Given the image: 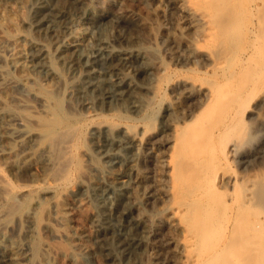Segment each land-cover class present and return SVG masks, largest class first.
I'll list each match as a JSON object with an SVG mask.
<instances>
[{"label": "bare ground", "instance_id": "6f19581e", "mask_svg": "<svg viewBox=\"0 0 264 264\" xmlns=\"http://www.w3.org/2000/svg\"><path fill=\"white\" fill-rule=\"evenodd\" d=\"M60 1L62 7L57 13L67 19L71 18L73 8L79 9L93 25H101L105 19L114 22L122 19L119 14L97 9L90 0ZM179 2L181 10H185V0ZM248 2L221 3L228 7L230 4L229 9L233 10L229 18V12H225L227 19L223 22L217 6L214 11L211 7L207 9V43L215 46L210 52L212 61L207 73L216 78L215 88L207 89V106L221 100H226L229 106L211 130L210 151L207 153L204 147L193 155L195 177L193 172L191 175L184 172L190 175L185 181L183 169L180 172L177 189L180 194L177 192L179 198L172 210L182 227L188 228L186 246L202 248L189 254L190 264H264V10L255 4L258 10L253 12L247 9L249 4L245 5ZM30 3L31 0H0V47L11 49L8 54L0 53V59L11 69H4L5 65L0 69L4 74L0 85V163L16 176L30 179L15 185L0 169V249L5 261L61 264L60 260L65 259L69 264H85L93 251L87 240L93 239L92 233L103 230L106 223L98 211L101 215L96 212L88 217L93 232L76 225L74 213L79 205L73 197L79 191L88 192L93 198L98 192L99 196L104 195L102 200L98 197L103 202L101 207L116 213L121 220H128L120 236L139 250L144 227L129 216L135 163L121 154L125 148L137 151L138 131L129 124L114 126L104 121L79 128L67 120L75 110L72 96H87L89 86L99 90L100 82L105 86L103 101L124 102L126 94L136 87L133 75L123 70V66L140 65L151 75L146 66L149 56L142 48L114 47L107 28H103L102 38L95 44L90 43L87 28L60 36L57 26L46 24L48 11L42 4L34 18L36 24L31 21L40 32L36 31L37 36L53 38L51 48L44 38H35V32L30 33L29 14L25 12ZM210 3L207 4L211 6ZM193 14L205 16L199 10ZM25 25L29 30L22 29ZM80 61L88 65V72L67 80L62 67L70 68ZM95 62L106 63L114 76L109 75L111 71L99 73L91 66ZM38 71L43 73L42 77H37ZM89 76L102 78L86 82L84 79H90ZM223 84H231L234 91L219 90L218 86ZM20 89L38 100L39 115L25 112L31 103L19 93ZM31 120L37 121V126L31 125ZM216 136L222 137L218 146L213 142ZM90 145L100 148L103 161ZM219 151L236 164V175L207 165ZM117 163L124 168L116 173L112 169ZM218 182L220 189L215 187ZM11 224L17 225V236L10 233ZM112 231L97 240L113 254ZM47 234L60 240H50Z\"/></svg>", "mask_w": 264, "mask_h": 264}, {"label": "rangeland", "instance_id": "374dc122", "mask_svg": "<svg viewBox=\"0 0 264 264\" xmlns=\"http://www.w3.org/2000/svg\"><path fill=\"white\" fill-rule=\"evenodd\" d=\"M90 1L97 9H103L116 15L119 14L122 19L119 22L105 19L101 25H93L77 8H73L70 19L57 13L62 7L60 0H31L32 5L30 3V6L25 8V12L29 14L30 24L28 25L30 27L25 25L26 28H22L23 30L30 29L31 35L35 32L33 35L35 38L40 36H37L40 32L37 31V26L34 24H36V15L39 13L38 8L43 4L46 13L48 11L46 24L57 26V29L60 30L59 33H61L60 36H63V34L66 36L73 31L87 28L90 34V36L88 34V39L90 43L92 42L91 44L93 42L95 44L102 38L101 34L107 28V36H109L111 45L127 49L142 48L149 56L146 66L151 75L144 72V67L140 65L123 66L125 68H122L123 70L129 71L133 75L136 87L135 91L126 94L124 102L120 103L119 101L114 104L107 103V100L103 101L101 98L105 96L103 95L105 94L103 92L105 86L103 87L104 84L101 82L100 91L98 88L93 87L94 89H92V86H89L87 96L75 94L72 96L74 101L71 99L75 110L68 115L67 122L73 127L80 128L83 124L104 121L109 124L112 123L114 126L120 123L129 124L139 133L137 151L134 153L133 150L127 148L121 151L124 159H134L135 163L132 172L134 185L130 194L132 207L129 210V216L139 220V224L144 227L143 237L138 247L139 250H136L129 239L120 236L128 224V220H121L116 213H110L108 209L101 207L103 202L101 201V203L99 198L101 196L104 198V195L99 196L98 192L97 197L94 196L95 199L88 196L90 195L88 192L87 194L84 193L85 191H79L73 197L79 205V209L74 213L76 225L87 230V232H93L90 229L92 226L88 217L91 214L100 212L101 217H105V225L107 226L103 225L101 228L103 230L93 232L92 234L95 233V237L93 236V239L91 237L89 238L91 240H87L93 251L90 258L86 259L85 264H190L189 254L195 253L201 247L196 246V248L190 249L186 246L188 228L184 229L182 227L181 221L173 213L172 205L179 198L180 190L177 189L180 186V174H183L182 177L185 178V181L189 172L190 175L192 172V175H195V169L193 171L192 167V164L194 165L193 155L198 154V151L203 150L204 147H207V153L210 151L209 136L211 130L220 121L223 111H226L229 106L226 100H221L216 105L207 106V89L215 88L216 84V78L212 73H207V66L212 61L210 52L215 47L214 43H207V9L211 10L212 8L213 10V7L216 9L218 7L221 11L217 10L220 13L217 14L223 16L219 17L223 22L227 19V16L228 18L229 15L230 17L233 16L231 12L233 10L229 9L230 4L228 7V5L225 6L221 3H231V0H185V10H181L179 0ZM247 1H249L245 3L247 6L249 4L248 7L246 6L247 9L250 8L249 10L253 9V12H257V6L260 4L261 9L264 10V0ZM210 2H216L217 4L220 2V5L212 3L213 6ZM207 3H210L211 6ZM255 4L258 5L255 6ZM220 6L222 7L219 8ZM246 7L244 8L246 9ZM195 10H199V13L204 12L205 16L201 14L196 16L193 14ZM227 11L229 13L226 16L225 12ZM31 20L34 21V24ZM48 36L46 38L41 35L39 39L44 38L43 41L53 48L54 40L51 36ZM10 50L8 46L0 47V53L4 55L10 53ZM33 50L31 49V54L34 53ZM105 64L95 62L91 66L95 67L94 69L98 72L100 71L99 73L108 74L111 69L110 66L108 67ZM4 65L0 59V69ZM5 66L4 69H7V67L10 69L9 66H6V68ZM62 69L64 70V77L66 76L67 80H73L82 73H87L88 65L80 61L75 66L62 67ZM35 74L37 77L43 75L40 71ZM111 74L114 76L112 71L109 75L111 76ZM96 77L98 76H89L90 79L86 77L84 80L86 82L89 80L93 82L101 81L100 78L102 77L99 76L100 80ZM3 80L4 74L0 73V85ZM218 88L219 90L228 91L226 93L234 91L231 84H223ZM19 93L29 98L31 103V106L24 109L25 112L39 115L38 100L34 98L33 94L23 89H20ZM30 124L37 126L38 122L31 120ZM221 140L222 137L216 136L215 141H213L217 144L215 146H218ZM87 143L91 144L88 140ZM90 147L99 156L100 161H103L100 148L96 145H90ZM221 153L220 151L217 152L216 159L213 161L209 159L207 165L211 169L219 168V170L236 175L238 173L236 164ZM123 168L122 163H117L113 165L112 170L117 173L121 172ZM0 169L15 185L30 181L26 177L16 176L1 163ZM184 172L188 174L185 173V175ZM219 184V182L215 184L218 189L221 185ZM72 185L70 184L69 187H72ZM100 199L102 200V197ZM98 206L100 209H98ZM183 219L186 223L190 222L188 218ZM16 227V224H11V229L9 228L10 233H14L15 236H17ZM107 231H112L113 234L118 235L115 236L114 234L113 243L115 245H113L115 248L113 254L104 247V244H98L97 239H100ZM45 236L50 240L55 238L58 241L60 240L52 235L47 234ZM19 238L22 239V236ZM23 242H25V239ZM204 247H206L204 250L207 251V243ZM66 262L65 259L60 260L61 264H69ZM0 264H8L1 249Z\"/></svg>", "mask_w": 264, "mask_h": 264}]
</instances>
